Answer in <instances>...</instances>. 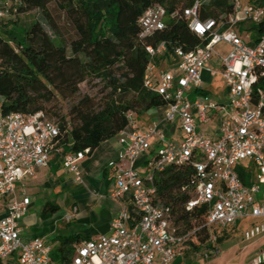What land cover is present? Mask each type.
Instances as JSON below:
<instances>
[{
	"label": "built area",
	"instance_id": "2783aa9c",
	"mask_svg": "<svg viewBox=\"0 0 264 264\" xmlns=\"http://www.w3.org/2000/svg\"><path fill=\"white\" fill-rule=\"evenodd\" d=\"M227 1L233 12L221 20H201L199 0L185 8L183 17L202 45L190 52L175 47L174 63L164 69L154 62L147 67L144 87L166 102L163 120L142 131L135 114H127L129 123L119 133L124 151L119 162L111 164L118 170L112 196L122 208L109 233L75 247L70 264H176L192 249V241L201 244V228L177 224V213L161 203L155 182L167 168L183 165L193 168L191 181L182 188L191 195L185 210L204 209L209 230L205 247L193 256L209 262L222 253L213 226L239 227L244 220L260 219L244 229L242 238L262 241L251 264H264V0H248L247 5ZM18 2L0 0V22L17 13ZM177 16L159 5L149 8L139 20L141 38L164 30ZM221 46L229 52H221ZM167 50L166 42L146 46L151 59ZM204 73L222 77L224 101L205 96ZM191 94L196 95L193 100ZM162 123L181 137L168 139ZM59 137L58 125L42 111L0 112V262L14 256L19 264H55L44 238L22 237L21 220L32 200L18 193V185L49 167L56 154L62 156L66 172L82 183L80 163L89 149L64 154ZM153 141L157 148L150 157ZM146 155L143 168L137 169L134 162Z\"/></svg>",
	"mask_w": 264,
	"mask_h": 264
},
{
	"label": "trees",
	"instance_id": "16d2710c",
	"mask_svg": "<svg viewBox=\"0 0 264 264\" xmlns=\"http://www.w3.org/2000/svg\"><path fill=\"white\" fill-rule=\"evenodd\" d=\"M197 0H19L17 14L36 11L39 17L21 23L11 15L0 22V112L2 115L44 112L60 130L59 145L63 153L82 152L91 155L103 142L116 137L129 121L127 114L142 115L166 102L144 87L147 67L154 62L164 69L175 62L174 48L186 52L202 45L183 17L185 8ZM56 2L57 11L71 21L75 37L69 43L59 34L49 5ZM201 20L225 19L233 12L227 0H199ZM159 5L178 16L167 21L164 30L141 38L139 20L151 7ZM254 30H262L253 27ZM166 42L167 52L151 59L148 44ZM107 82L111 92L98 108L93 100L83 97L72 107V126L58 113L57 97L72 99L80 93V85L90 78ZM56 116L57 119L50 117ZM53 163L62 164L56 154ZM193 175L190 165L171 166L156 176L161 203L171 205L177 213V224L185 228H201L198 242L185 255L200 252L209 237L205 227L206 212L189 213L185 203L190 194L182 191ZM57 206L48 203L44 217ZM78 237H64L52 250L55 264H70ZM222 238H218L220 243ZM14 264H19L15 262ZM176 264H182L179 259Z\"/></svg>",
	"mask_w": 264,
	"mask_h": 264
},
{
	"label": "crops",
	"instance_id": "0c3cea01",
	"mask_svg": "<svg viewBox=\"0 0 264 264\" xmlns=\"http://www.w3.org/2000/svg\"><path fill=\"white\" fill-rule=\"evenodd\" d=\"M165 109V106L158 107L142 115H135L137 126L142 131H148L155 121L163 120ZM161 128L167 133L170 140H178L181 137L180 133L172 134L168 130L166 123H162ZM211 133V128H209L208 134ZM156 148V141H153L150 157L154 154ZM123 151L124 148L120 143V135L118 134L116 137L103 142L91 155H86L80 163L83 176L82 183H76L72 175L67 173L63 168L62 164L59 165L53 162H51L49 167L38 170L34 177H27L21 182L18 185V193L29 197V192L37 193L42 190L53 195L56 192L57 194H61L64 191H68L73 185L79 188V190L69 195L65 208L62 207L61 203L52 202L58 209L51 210L46 217L43 216L44 212L38 217L35 213L28 211L26 216L21 220L22 237L24 240L42 237L51 245L53 250L58 247L62 238L78 237L79 241L74 244L75 254V247L78 244L98 235L109 233L112 219L122 208L120 201L112 196L115 190V177L118 170L116 166H112L111 164L119 162ZM147 157V155L139 157L133 165L141 170ZM74 209H76V212H74ZM54 212L57 217L51 222L53 224L51 226L49 225L51 223H47V219ZM59 220L65 222L64 228L59 225ZM73 223L75 224L74 226H72ZM237 228L231 227V231H227L221 237L218 236V238H222V241L219 243L220 246ZM63 231L73 232V235L63 237L61 235ZM245 243H249V245L243 250L249 249L247 254L251 255L252 260L261 249L259 246H262V241ZM218 257L213 260L216 261Z\"/></svg>",
	"mask_w": 264,
	"mask_h": 264
},
{
	"label": "rangeland",
	"instance_id": "374dc122",
	"mask_svg": "<svg viewBox=\"0 0 264 264\" xmlns=\"http://www.w3.org/2000/svg\"><path fill=\"white\" fill-rule=\"evenodd\" d=\"M56 1L58 2V0ZM247 3L248 0H242L243 5H247ZM49 9L55 21L57 22L59 34L61 35L64 41L69 43L71 39L75 37L71 21L66 17L65 14H63V12L57 11L56 2H52L49 5ZM16 14L17 13L14 12L11 13L13 19L20 20L21 23L25 21H31L33 16L39 17V13L36 11L27 14ZM219 48H221V52L224 53H227L230 50L227 46H221ZM218 65L214 66L216 70L220 69V66ZM203 90L205 91V96L210 98L214 102L224 101L225 99V82L220 75L216 76L215 78H212L208 73H204ZM110 92L111 89L107 87V82L105 80L96 77L90 78L87 82H84L80 85V93L77 95V97L72 99H63L61 97H57L58 113L66 118V121L69 122V126L71 127V121L73 117L71 113L72 107L76 105L80 99H82L83 97L91 98L93 100V103L96 105L95 108H98L103 102V99L106 98ZM195 97V94H191L189 96V99L193 100ZM50 118L54 120L57 119L56 116H52ZM77 190H79V188L73 185L68 191H64L61 194H57L56 192L51 195L50 193H46L42 190L37 193L29 192L30 198L33 200V204L31 205L29 212L35 213L36 216L40 217L44 212L46 205L54 201H56L57 203H61L62 207L65 208L66 203L68 202L69 195H71ZM56 217L57 216H55V212L51 213L47 219V223H51ZM260 221V219L244 220L239 225V227L233 231L230 237H227L222 242V254L218 257L216 261L212 260L207 262L203 259H200L199 257L193 256L192 254H183L178 259L182 264H251V255L247 254L249 249L243 250L247 245H249V243H245L242 240L241 234L243 229L249 224H255ZM49 225L52 226L53 224L51 223ZM59 225L64 228L65 222L63 220H59ZM74 225L75 224L73 223L72 226ZM231 230V227H212V231L219 237L223 236V234ZM72 233L73 232L70 231H63L61 235L63 237L70 236L73 235ZM259 248H262V246L260 245ZM15 261V257L13 256L9 259L2 260L0 264H14Z\"/></svg>",
	"mask_w": 264,
	"mask_h": 264
}]
</instances>
